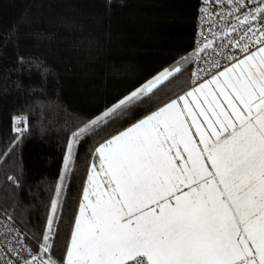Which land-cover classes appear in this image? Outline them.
<instances>
[{"label":"snow or ice","instance_id":"6c2138e0","mask_svg":"<svg viewBox=\"0 0 264 264\" xmlns=\"http://www.w3.org/2000/svg\"><path fill=\"white\" fill-rule=\"evenodd\" d=\"M199 2L190 87L91 152L62 258L52 254L58 183L38 249L5 226L0 264H264V0ZM186 67L165 68L73 131L61 181L74 141L135 115ZM12 120L19 136L29 130L27 116Z\"/></svg>","mask_w":264,"mask_h":264},{"label":"trees","instance_id":"16d2710c","mask_svg":"<svg viewBox=\"0 0 264 264\" xmlns=\"http://www.w3.org/2000/svg\"><path fill=\"white\" fill-rule=\"evenodd\" d=\"M199 7V0H0V217L11 216L34 250L72 132L190 49ZM190 76L191 64L135 115L76 144L53 226L54 258L63 256L91 152L188 90ZM16 116L30 125L21 138Z\"/></svg>","mask_w":264,"mask_h":264},{"label":"built area","instance_id":"2783aa9c","mask_svg":"<svg viewBox=\"0 0 264 264\" xmlns=\"http://www.w3.org/2000/svg\"><path fill=\"white\" fill-rule=\"evenodd\" d=\"M200 16H201V14H200L199 9H198L197 20H196V33H195V36H194L193 49L195 47L196 40L199 39L198 32H199L200 26H201ZM196 67H197V62H192L191 63V72L195 71ZM190 84H191V76H190ZM25 134H26V132L22 136L18 135V138L23 137ZM5 226L14 227L7 219L0 217V243L6 242L7 239L11 238L10 235L6 231V227ZM12 235H14V233ZM13 243H14V241H13Z\"/></svg>","mask_w":264,"mask_h":264},{"label":"crops","instance_id":"0c3cea01","mask_svg":"<svg viewBox=\"0 0 264 264\" xmlns=\"http://www.w3.org/2000/svg\"><path fill=\"white\" fill-rule=\"evenodd\" d=\"M194 39V38H193ZM192 51H193V45H192V47L190 48V49H188V50H186L185 52H183V53H181V54H179L178 56H176L172 61H170L168 64H165V65H163L162 67H160L156 72H154V74H151V75H156V74H159L161 71H163L165 68H172V67H174L175 66V64H176V62H180L182 65H186V62L188 63V60L189 59H191V53H192ZM183 93V92H182ZM181 93V94H182ZM180 95V94H179ZM168 102V101H167ZM167 102H165V103H167ZM163 105V104H162ZM161 105V106H162ZM160 107V106H159ZM154 110H156V109H154ZM154 110H152V111H154ZM151 112V111H150ZM149 113V112H148ZM147 113V114H148ZM146 115V114H145ZM143 117V116H142ZM141 117V118H142ZM140 119V118H139ZM138 120V119H137ZM129 126V125H128ZM128 126H126V127H128ZM126 127H124V128H126ZM123 128V129H124ZM123 129H121V130H123ZM121 130H119V131H121ZM118 131V132H119ZM118 132H116L115 134H117ZM115 134H113V135H115ZM112 136V135H111ZM110 136V137H111ZM110 137H108V138H110ZM107 138V139H108ZM106 140V139H105ZM104 140V141H105ZM104 141H102V142H104ZM102 142H100V143H102ZM97 146H98V144H97ZM92 162V156L90 157V159H89V162H88V166H87V169H88V167H89V165H90V163ZM86 175H87V171H86ZM86 175H85V178H84V181H85V179H86ZM84 183V182H83ZM81 192H82V190H81ZM79 200H80V198H79ZM78 205H79V202H78ZM77 209H78V207H77ZM76 212H77V210H76ZM75 218V217H74Z\"/></svg>","mask_w":264,"mask_h":264},{"label":"rangeland","instance_id":"374dc122","mask_svg":"<svg viewBox=\"0 0 264 264\" xmlns=\"http://www.w3.org/2000/svg\"><path fill=\"white\" fill-rule=\"evenodd\" d=\"M186 65L188 66L189 64L186 62ZM78 139H79V138H78ZM76 144H77V142L74 141V142H73V153H74V151H75ZM72 160H73V159H72ZM72 160H70L69 165H68V171H66V172L64 173L63 180L61 181V173H62V171L64 170V160H63V163H62L61 172H60V175H59V178H58V182H57V184H58V183H61V184H62V187H61V191H60V195H59V204H58V207H57L56 214H57V212H58V210H59V206H60V204H61V199H62L63 193H64V191H65L66 182H67V178H68V175H69V172H70V167H71ZM83 185H84V183H83ZM82 190H83V186H82ZM81 194H82V192H81ZM81 194H80V197H81ZM55 196H56V191H55L54 197H55ZM77 207H78V206H77ZM73 222H74V220H73ZM54 223H55V222H54ZM53 226H54V225H53Z\"/></svg>","mask_w":264,"mask_h":264}]
</instances>
